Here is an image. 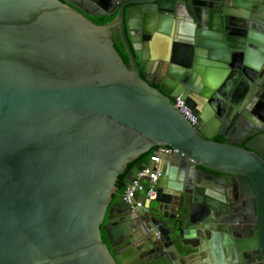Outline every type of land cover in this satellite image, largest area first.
Masks as SVG:
<instances>
[{
    "label": "water",
    "instance_id": "1",
    "mask_svg": "<svg viewBox=\"0 0 264 264\" xmlns=\"http://www.w3.org/2000/svg\"><path fill=\"white\" fill-rule=\"evenodd\" d=\"M63 1L0 0V264H264V0Z\"/></svg>",
    "mask_w": 264,
    "mask_h": 264
},
{
    "label": "built area",
    "instance_id": "2",
    "mask_svg": "<svg viewBox=\"0 0 264 264\" xmlns=\"http://www.w3.org/2000/svg\"><path fill=\"white\" fill-rule=\"evenodd\" d=\"M174 106L186 118L191 125H196L197 117L193 115L191 109L186 106L185 101L180 97H175ZM173 153V149L165 147H157L154 153L149 157L148 162L144 165L142 171L136 174L135 180L126 187L124 192V200L129 203L135 201L136 206H144L145 203L153 202L157 195V179L159 177L158 164L165 156ZM153 164V170L149 167Z\"/></svg>",
    "mask_w": 264,
    "mask_h": 264
},
{
    "label": "flooded vegetation",
    "instance_id": "3",
    "mask_svg": "<svg viewBox=\"0 0 264 264\" xmlns=\"http://www.w3.org/2000/svg\"><path fill=\"white\" fill-rule=\"evenodd\" d=\"M62 2H64L63 0H61ZM98 1H100V2H103L107 7H109V2H107V0L105 1V0H98ZM65 3V2H64ZM79 4H80V7L84 10V11H86V12H91V11H97V9L96 8H94V6H92L90 3H88V2H86V1H82V0H79V2H78ZM69 6H71L72 7V5L71 4H69V3H67ZM111 7H113L112 5H111ZM77 11L78 12H80L86 19H88L90 22H92L93 24H95V25H101V26H103V25H108V24H110L113 20H114V18H115V15H113V16H100V17H95V16H90V15H88L87 13H85L84 11H80V9H77ZM107 18H110V20L109 21H105L104 19H107ZM113 42L115 43V44H118V42H120V38H119V35L116 33V32H114L113 33ZM121 43V42H120ZM154 87H157L155 84L153 85ZM173 100H174V98H173ZM215 141H221V137H216L215 138ZM146 154H148V152L146 153ZM170 156V155H169ZM141 165H146V164H142L141 163ZM173 166H175V169H176V172L178 173L179 171H180V166H179V163H176L175 162V164H173ZM186 173V168H184V171H183V175ZM126 189V188H125ZM125 192V190L124 191H121L120 190V188L117 190V193H124ZM154 202V201H153ZM160 202H162V203H164V204H160V206H158L157 208H153V209H159L160 211H162V214H164V215H170L171 214V211L172 210H170V211H168L167 212V206H166V203H165V201H164V199L163 198H161V200L159 201V203ZM152 203V202H151ZM150 207H151V204H150ZM102 236H105V234H104V232H102Z\"/></svg>",
    "mask_w": 264,
    "mask_h": 264
},
{
    "label": "trees",
    "instance_id": "4",
    "mask_svg": "<svg viewBox=\"0 0 264 264\" xmlns=\"http://www.w3.org/2000/svg\"><path fill=\"white\" fill-rule=\"evenodd\" d=\"M104 20H105V21H109L110 18H107V19H104ZM114 47H115V49L117 50V52L119 53V55L121 56L123 62H124L125 64H127V63H128V57H127V54L125 53V50H124L122 44H121L120 42H118V44H115V43H114ZM155 149H156V148H152V149L148 152V154H144V155L140 156L137 160H135L133 163L128 164V166H127V168H126L124 174L118 176V178H117V181H116V187H117V190H118L119 188H120L121 191H124V190H125L126 187H125V185L123 184V180H124L125 176H126L131 170H132V168H133L138 162H140V163H142V164H147L149 157L154 153ZM114 197H115V196H113V198H114ZM103 240L106 242V238H105V236H103Z\"/></svg>",
    "mask_w": 264,
    "mask_h": 264
},
{
    "label": "crops",
    "instance_id": "5",
    "mask_svg": "<svg viewBox=\"0 0 264 264\" xmlns=\"http://www.w3.org/2000/svg\"><path fill=\"white\" fill-rule=\"evenodd\" d=\"M162 37H164V36L160 35V37L158 39L160 48L164 47V45H165ZM235 73H237V74H235ZM227 75H229V76H227ZM225 77L227 78L225 80V87H226V91L228 92V94L237 93L238 85H239L240 80L242 78L241 74L239 72H232V71L226 70L224 78L221 79V84L224 83L223 79H225ZM163 183L165 185V182H163ZM152 203H154V206H152ZM152 203H151V208H157L158 206H160V204H164L162 202H160V203L159 202L158 203L152 202ZM145 205H147V203H145Z\"/></svg>",
    "mask_w": 264,
    "mask_h": 264
},
{
    "label": "rangeland",
    "instance_id": "6",
    "mask_svg": "<svg viewBox=\"0 0 264 264\" xmlns=\"http://www.w3.org/2000/svg\"><path fill=\"white\" fill-rule=\"evenodd\" d=\"M152 206H154V203H152Z\"/></svg>",
    "mask_w": 264,
    "mask_h": 264
}]
</instances>
